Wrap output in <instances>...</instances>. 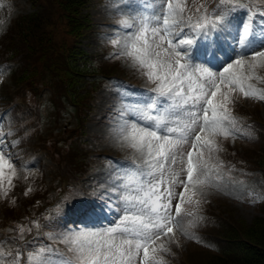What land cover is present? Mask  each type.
Returning a JSON list of instances; mask_svg holds the SVG:
<instances>
[{"label": "snow or ice", "instance_id": "6c2138e0", "mask_svg": "<svg viewBox=\"0 0 264 264\" xmlns=\"http://www.w3.org/2000/svg\"><path fill=\"white\" fill-rule=\"evenodd\" d=\"M245 6L251 7L244 5L243 0H219L217 7L210 10L206 0H200L193 12L187 0H164L157 13L155 5H149L145 0L142 5L129 6V14H122L119 27L134 31H125L123 37L117 33L110 41L118 49L113 55L129 60L153 85L150 91L155 95H150L149 102L135 109L125 108L122 115L134 113L139 119L124 122L119 130L120 139L122 146L134 150L132 159L145 169L141 176L146 175L149 179H141L133 193L125 194L123 199L127 206L118 224L107 228L69 229L61 233L60 238L72 255L60 264H167L162 253L172 252L168 245L177 232L200 240L189 227L204 218L197 216L188 222V226L184 225L183 218L196 213L205 190L218 186L222 180L221 167L225 162L218 155L215 157L218 164L213 163L210 167L209 162L213 154L222 149L216 136L223 134L235 138L239 132V118L232 110L235 93L239 91L245 98L264 100V88L252 83L257 68L264 67V26L257 33L251 17L242 23L238 39L234 38L240 51L234 59L229 57L222 70L214 71V68H219L223 61L196 63L203 57L197 55L195 46L201 37L207 40L209 33L227 32L235 9ZM257 10L264 11L259 7ZM208 55L214 57L215 53L209 49ZM162 98L170 101L168 108L153 115L159 107L157 101ZM169 118L174 121V126L165 123ZM164 128L167 134H164ZM246 135L250 136L251 132ZM190 142L193 151L183 153L182 147ZM5 148L0 136V188H3L7 168L8 188L3 189L7 196L14 186L12 178L17 175V166ZM197 149L199 152L194 157L193 152ZM136 153L142 160L137 159ZM185 156L186 181L180 178L184 168L175 170L171 167L177 159L182 163ZM227 174L231 176V171ZM174 185H183V191L176 192ZM28 191L31 188L25 194ZM176 196L179 202L173 204ZM185 205L196 207L187 209ZM75 211L90 219L98 216L103 208L85 205ZM32 223L39 227L38 221ZM25 231L31 232L32 228L20 226V239L24 238ZM165 236L168 240L161 241ZM179 242L175 240V243ZM47 251L45 245L28 253V264H48L44 257ZM7 256L12 259L0 261V264H24L22 251L0 250V257Z\"/></svg>", "mask_w": 264, "mask_h": 264}, {"label": "rangeland", "instance_id": "374dc122", "mask_svg": "<svg viewBox=\"0 0 264 264\" xmlns=\"http://www.w3.org/2000/svg\"><path fill=\"white\" fill-rule=\"evenodd\" d=\"M244 1L248 3L247 5H251L249 8L252 13H245L248 9L246 7H238L232 14V24L227 32L216 31L215 33H209L207 40L201 37L195 46V51L203 59L196 60V63L211 60L213 64H217L223 61L224 63L219 68H214V71L222 70L223 66H226V63L229 61V57L234 59L236 52L240 51V46L234 38L238 39L237 33L242 23L248 22L251 17L253 27L257 33L264 26V11L257 10L259 6L262 7L261 9H264V0ZM199 2L200 0H187L188 7L193 12ZM144 3L145 0H91L84 10V13L90 17L91 28L86 32L83 39H81V47L87 53L94 56L105 53L113 55L118 49L110 41L116 37L117 33L120 37H123L125 31H134V29H123L119 27L118 21L122 18V14H129V6L142 5ZM147 3L149 5L154 4L155 11L159 13L161 11L160 6L164 3V0H147ZM206 3L211 10L217 7L219 0H206ZM33 10L28 0H0V29H3L0 31V37L7 32L11 24L10 21L15 19L17 15L30 13ZM151 10L149 8V11ZM185 15H187V12H185ZM65 41H67L66 38L63 42ZM209 49L215 53L214 57L208 55ZM107 67L114 68L115 75L130 78L139 88L128 84L121 85L120 83L105 84L100 91H97L93 110L85 125V135L81 134L82 130L76 127L73 115L67 109L62 110L61 114L58 115V119L51 120L50 114L53 113L52 99L55 97L54 90H50L48 87L41 89L44 84L40 82V94H36V96L29 95L30 101L34 102L36 100L35 103L40 105L41 112L38 121L41 122V116H43L45 127L47 126L49 128L44 132L48 134V137L52 138L53 145L51 148L53 152L57 151L58 147L61 155L69 153L72 147L76 145L74 141L76 138H81L83 142L88 141V147L83 148L88 152L84 161L91 168L88 176L86 174V176H81L76 179L82 173V164L70 166L69 172L64 177L61 176L57 163L45 153V150H40L38 147L40 128L36 126L29 136L27 134L29 129L28 123L30 124L32 118L35 116L33 114V108L23 106L16 109L14 108L15 103L6 106L0 102V136H2L4 144L6 145L5 151L12 154L13 162L16 164L17 173L20 176L25 172L32 175L24 179L26 190L31 188V191L27 193L30 194V198L34 199L36 205H39V197L46 190L49 192L47 195L48 198L52 200V206L47 208L45 217L47 218V222L51 220L50 224L57 236L55 239L58 243L45 242L44 240L41 243L32 241L26 247L30 249V252H34L38 251L42 246H48V251L44 254V257H47L54 264H60L62 260L72 255L68 251V246L60 238V234L67 232L69 229L81 228L78 223L74 222L78 216H75L77 214L75 209L85 205H94L103 208V211L100 213L102 218L98 216L92 217L91 221L85 223L83 228H107L118 224L124 215L123 209L127 206V202L123 199L125 194L133 193L136 189L137 182L141 179L145 181L149 179L146 175L141 176V173L145 169L132 159L134 150L127 146H122L119 130L126 120L133 121L139 119L134 113H129L127 116L122 115V113L126 107L135 109L138 105L149 102V96L155 95V93L150 91L153 85L145 76L141 75L137 68L132 66L129 60L123 57L118 58L114 55L110 64L107 63L104 65V70ZM256 73L257 75L252 78V83L259 88H264V67H258ZM1 80H5L7 85L11 84L9 74L5 68H0V82ZM48 83L50 84L49 81ZM7 94L6 90L0 88V96L2 98L6 97ZM38 96L40 98L37 101ZM235 96L237 104L242 107L240 111L250 118L264 123V100L251 97L245 98L239 91L235 93ZM157 103L159 107L156 112H153V115L163 113L168 108L170 101L162 98ZM173 111L179 112L178 109H174ZM145 123L152 122L145 121ZM165 123L168 126H174L172 118H169ZM163 131L164 134H167L166 128ZM249 132H251V135H246ZM15 134L20 135V137L12 138ZM14 141L15 143H13ZM216 141L222 145L221 150H224L225 153L231 150V154H237L239 157H248L250 152L260 149L262 144L261 138L252 129L242 130L240 128L235 138L232 135L225 138L223 134H219L216 136ZM189 151H193L191 142L182 147L183 153ZM198 152L199 149L193 152L194 157ZM136 155L138 160H142L138 153ZM217 155L221 160L227 157L220 151L214 153L209 162L210 167L213 163H219L215 158ZM60 157L57 159L58 162L60 161ZM186 166V156L182 163L177 159V163L171 165L175 170L185 169L180 177L185 181L187 180ZM229 170L231 171V176L227 174ZM7 172L8 169L5 168L3 182H8ZM213 173H215L214 169ZM221 175L222 180L218 182V186H210L203 193L202 203L197 208L196 213L192 216H184L183 223L185 226H188L190 220H195L197 216H202L203 212L201 211L207 210L208 208L209 210L213 208L222 210L226 215L229 214L232 217L234 215L235 221L240 226L243 224L247 225L257 216L264 214L261 206L264 198H258L264 197L263 174L250 170L243 171L238 167L233 168V166L223 164L221 167ZM35 178L42 182L40 184L42 189L36 184ZM13 180L14 177L12 178ZM63 180H66L67 184ZM66 185L67 192L63 197L65 199L63 201L59 200L66 190ZM18 186V184H15L14 187L17 188ZM166 186L167 184L165 183L164 187ZM114 188L118 189V191H113ZM174 190L176 192L183 191V185H174ZM1 199L0 202L3 203V207L0 208V216L5 217V214H10L18 219L20 215L22 219L17 226L29 227L28 224H25L26 220L24 219L28 217V213L19 205L21 199L18 203L15 202V204L11 201L6 202L8 199L5 201ZM68 200L72 202L67 204L70 202ZM252 200H256V202H250ZM5 202L8 207H5ZM178 202L179 197L176 196L173 204ZM58 206H60L59 210ZM193 207L196 206L185 205L187 209ZM8 209H12L13 212H9ZM223 215L226 216L225 214ZM70 217L73 219L72 222H70ZM5 224L4 220H0V243L9 232V228ZM43 225H45V222H43ZM31 226L33 228L37 227L33 223H31ZM3 227L4 229H1ZM202 228L203 219L198 220L194 227H189V231L200 237ZM177 239L180 241L179 244L175 243ZM166 240H168L167 236L161 238V241ZM197 241V239L181 235L177 232L176 236L172 237V242L168 245L171 247L172 252L162 253L167 264H183L186 255L191 264L206 262L212 256V253L202 246L196 245ZM18 242L21 243L22 241L19 240ZM0 250L11 252V249L6 246L0 248ZM53 250H56V252ZM0 261H4V259L0 257Z\"/></svg>", "mask_w": 264, "mask_h": 264}, {"label": "trees", "instance_id": "16d2710c", "mask_svg": "<svg viewBox=\"0 0 264 264\" xmlns=\"http://www.w3.org/2000/svg\"><path fill=\"white\" fill-rule=\"evenodd\" d=\"M28 1L34 9L33 12L18 15L12 20L6 34L0 37V68H7L11 81V84L7 85L5 80H1L0 88L6 90L8 94L4 98L0 96V102L6 106L15 103V108L32 107L36 118L31 126L35 128L37 123H40L38 120L41 110L35 103L36 100L34 102L29 100V95L40 94L41 82L44 84L41 89L48 87L55 93L52 99L53 113L50 117L56 119V115L58 117L62 110L67 109L78 123V129L82 130L81 134L85 135V123L93 110L95 93L113 79L132 83L134 81L115 75L112 67L104 70V65L110 64L112 56L107 54L94 56L80 47L81 39L91 28L90 17L83 12L90 0ZM243 3L247 2L243 0ZM65 38L67 41L63 42ZM232 110L239 118L238 127L242 130L252 129L261 138L262 144L260 149L250 152L248 157L233 155L231 150L227 153L220 150L221 153L227 156L226 161L230 165L264 172V123L240 111L242 107L237 104V100ZM16 137L19 138L20 135L15 134L12 138ZM74 141L76 145L69 153L60 154L58 168L60 174L65 175L69 172L70 166L82 164V173L76 177L77 179L89 171L90 166L84 161L87 154L83 148H87V142H83L81 138ZM37 144L40 150H45L55 159L56 156L50 152L49 141L44 134L40 135ZM24 179L14 181V184L19 186L10 190L13 197L6 202L11 201L15 204L21 199L19 205L29 216L27 223L37 220L39 227H31L32 231L25 232L24 238L20 239L19 227L15 223L22 217L19 215L17 219L10 214L0 216V220H4L5 225L12 228L16 240L44 233L41 222L44 220L45 210L39 209L34 199L25 194ZM39 200L44 201V196H40ZM6 202L4 205L8 207ZM261 206L264 212V202ZM2 207L3 203L0 204V208ZM217 210L215 208L200 210L206 214V220L196 245L212 253V256L201 264H264V214L257 216L249 224L240 226L234 215L233 217L226 215L222 210V212L218 210L217 213ZM9 212H13L12 209ZM185 260L183 264H191L187 255Z\"/></svg>", "mask_w": 264, "mask_h": 264}]
</instances>
